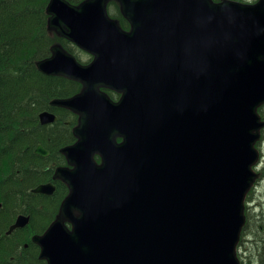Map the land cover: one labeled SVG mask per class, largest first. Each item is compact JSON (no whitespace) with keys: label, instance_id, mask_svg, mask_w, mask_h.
<instances>
[{"label":"water","instance_id":"water-1","mask_svg":"<svg viewBox=\"0 0 264 264\" xmlns=\"http://www.w3.org/2000/svg\"><path fill=\"white\" fill-rule=\"evenodd\" d=\"M107 2L51 0L48 7L49 28L95 59L81 64L54 44L52 56L37 62L48 75L83 84L51 102L79 115L78 139L62 149L73 168L58 167L54 178L70 193L34 237L40 257L48 264H240L236 247L264 127V0H121L130 31L109 17ZM102 87L122 97L115 102ZM173 90L182 118L168 109ZM57 119L40 114L42 124ZM36 152L49 154L42 145ZM54 190L49 183L34 192Z\"/></svg>","mask_w":264,"mask_h":264},{"label":"trees","instance_id":"trees-1","mask_svg":"<svg viewBox=\"0 0 264 264\" xmlns=\"http://www.w3.org/2000/svg\"><path fill=\"white\" fill-rule=\"evenodd\" d=\"M45 23L42 0H0V202H6L0 214L3 210L11 215L13 211L25 209L24 201L28 198L27 212L32 216L36 233L43 231L35 226L36 220L52 221L67 187L58 183V190L51 197L30 190L51 179L53 167L45 168L52 161L63 164L65 157L59 154V149L76 140L71 126L61 123L62 109L49 106V102L55 97L76 94L78 82L47 76L36 65L50 54L51 41ZM66 47L72 49L68 43ZM45 109L57 113L59 121L42 125L39 113ZM67 129L70 137L66 139ZM63 139L66 143L61 142ZM39 144L50 151L49 157L35 153ZM261 226L264 228V224ZM260 240V264H264V234ZM31 259L32 263L36 261Z\"/></svg>","mask_w":264,"mask_h":264},{"label":"flooded vegetation","instance_id":"flooded-vegetation-1","mask_svg":"<svg viewBox=\"0 0 264 264\" xmlns=\"http://www.w3.org/2000/svg\"><path fill=\"white\" fill-rule=\"evenodd\" d=\"M73 6H79L86 0H66ZM121 0H108L106 4V11L107 14L110 16V18L114 21H117L118 24L123 28L124 30L129 27L128 19L124 16L122 12V5ZM51 0H42V3L44 4V11L47 12V8L49 7V3ZM58 6V9L63 10L62 4L58 3L56 4ZM50 15L46 14V29H47V37L51 42H53V39H59L63 44L66 45L68 43L69 45H76L75 43L68 41L65 38H61L58 33L55 30H49L48 28V21H49ZM77 46V45H76ZM72 47V46H71ZM81 48L79 46L72 47L71 51L78 55L76 50L81 51L82 53L87 54L86 52L80 50ZM47 170V168H45ZM58 183L64 184L63 182L58 181ZM58 183H56V191L53 195L54 196L58 190ZM65 185V184H64ZM66 186V185H65ZM67 187V186H66ZM32 191V190H30ZM4 202H0V208L2 209L5 205ZM30 207V200L27 198L24 201V207L25 209H18L15 212H11V215H7L6 212H2V215L0 214V264H47L46 261L39 259V251L33 250V247H37L36 245L32 244V232H33V226H32V216L27 211ZM19 216H25L28 217L29 220L26 222L24 219L22 220L23 226H17L12 229L10 232L9 230L11 227L16 223L17 218ZM35 258L36 261L32 263V259Z\"/></svg>","mask_w":264,"mask_h":264},{"label":"rangeland","instance_id":"rangeland-1","mask_svg":"<svg viewBox=\"0 0 264 264\" xmlns=\"http://www.w3.org/2000/svg\"><path fill=\"white\" fill-rule=\"evenodd\" d=\"M242 2H248V3H254L258 0H239ZM55 41V39H53V42ZM53 42H51V45L53 44ZM50 45V47H51ZM78 53V58L79 60L84 63L87 64L92 60L91 55L89 54H85L82 53L79 50H76ZM52 53H50L49 55H46L47 57H50ZM43 59V58H41ZM40 59V60H41ZM76 83V81H75ZM80 89H82V85L78 82L77 83V90L75 91V93H78L80 91ZM104 90H107L109 93L113 94L116 98L119 97V92H117L116 90H111L108 89L107 87H103ZM74 93V92H73ZM49 106H51L50 102H49ZM63 111V114L61 115V123L62 125H66V126H71V132L74 135V131H73V126L78 125L79 123V119H78V115L69 111L66 108H61ZM65 110L69 111L70 113L66 112ZM261 113L264 114V107H262L261 109ZM71 121L73 122V124L71 123ZM70 137V130L67 129L66 132V139ZM62 138H64V136H62ZM63 139L61 142L66 143L65 140ZM69 144V143H68ZM260 150L263 152V161L261 162V168L260 170L263 171V178H264V134H263V140L260 141L258 143ZM67 145L62 146L59 149V154H61V149L64 148ZM66 162V160H65ZM64 162V163H65ZM63 163V164H64ZM55 162L52 161L51 164L49 165V167H53V172H54V167H55ZM51 178V177H50ZM260 183V181H259ZM258 183V184H259ZM255 192H253V194L249 197L251 198V202L249 203V213L251 214L250 221H251V226L248 227V229L246 228V230L248 231H244V234L242 235V239H241V252H242V259L244 260V264H260L261 261V252H262V244H261V240H260V235L264 234V228H262V226L260 227L261 224H264V179L261 181L260 186L258 187V185L256 186ZM60 205V203H59ZM41 208V207H40ZM46 207H45V212H46ZM59 211V206L56 209V213L57 214ZM55 214H53V218L55 216ZM41 219L36 220L35 226L36 227H41L44 231V228H46L49 224V222H40ZM40 223V226H39ZM42 231V232H43ZM41 232V233H42ZM35 232H32V235Z\"/></svg>","mask_w":264,"mask_h":264},{"label":"bare ground","instance_id":"bare-ground-1","mask_svg":"<svg viewBox=\"0 0 264 264\" xmlns=\"http://www.w3.org/2000/svg\"><path fill=\"white\" fill-rule=\"evenodd\" d=\"M154 71L155 72H159V66H156ZM168 101H169L168 109L171 112L173 119L176 116H179L180 118H182V116H183L182 100H181L180 96L176 92H174V90L169 95ZM256 149L259 152V159H258L257 165L260 167L261 166V162L263 161V152L260 150L259 147H256ZM236 155H237V152L233 151V156L236 157ZM253 171L256 174V179L255 180L258 181V183L260 181V183L257 184L258 187H259L260 184H261V181L264 179L263 178V171L260 170L259 168H254ZM224 173L227 174V170ZM228 173L231 174L232 173V169H228ZM222 176H224L223 173H222ZM231 181H232V185L234 184L236 186L237 181H236V179L234 177H231ZM257 185H255L252 188H250V190L247 192V195H246V198H245V202H244V204H245V210H244L245 222H244V224L242 226L243 234H244V231L246 230V228L248 229V227L251 226V224H252L251 221H250V218H252V217H251V214L249 213V208H250L249 207V203L251 202L249 197L251 196V194L253 192L252 189H255ZM246 231H248V230H246ZM240 248H241V246L237 245L236 253H237V258L238 259H242V257H243Z\"/></svg>","mask_w":264,"mask_h":264}]
</instances>
